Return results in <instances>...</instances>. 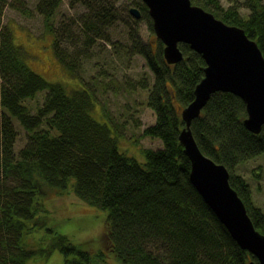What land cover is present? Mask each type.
<instances>
[{
    "label": "trees",
    "instance_id": "trees-1",
    "mask_svg": "<svg viewBox=\"0 0 264 264\" xmlns=\"http://www.w3.org/2000/svg\"><path fill=\"white\" fill-rule=\"evenodd\" d=\"M76 1L85 6L79 18L58 26L53 16L63 0H39L36 8L44 15L45 30L55 34L56 56L72 75L84 81L81 58L92 56L98 40H110L109 29L120 18L119 0H71L72 6ZM192 2L243 27L264 54V0H244L248 13L241 11L240 0H229L227 6L221 0ZM134 5L141 11L134 21L145 20L156 35L154 49L138 28L130 25L131 43L126 45V52L146 57L154 74L152 84L148 77L138 81L148 90L146 102L156 115L142 135L163 142L158 148L138 145L144 162L120 148L124 122L113 121L106 112L115 134L108 122L92 115L93 89L87 85L69 89L30 67L28 51L14 42L4 14L7 6L28 16L34 11L26 0H0V264H29L39 253L49 255L57 248L64 252L66 264H89L91 253L86 244L67 235L54 234L47 246L24 241L26 230L54 229L37 215L47 206L40 196L54 189H69L107 211L103 238L123 264L258 262L234 239L192 182L191 160L179 138L185 125L182 108L194 99L206 60L188 43L180 42L183 59L168 63L148 6L142 0H135ZM75 22L78 29L73 31ZM44 89L45 98L32 111L27 101ZM246 116L241 96L216 91L191 128L203 153L227 167L231 185L264 233V209L254 201L251 183L237 170L240 163L264 155V126L260 133L252 132L244 124ZM15 119L28 132L27 142L18 151L14 148L18 134Z\"/></svg>",
    "mask_w": 264,
    "mask_h": 264
},
{
    "label": "rangeland",
    "instance_id": "rangeland-1",
    "mask_svg": "<svg viewBox=\"0 0 264 264\" xmlns=\"http://www.w3.org/2000/svg\"><path fill=\"white\" fill-rule=\"evenodd\" d=\"M38 1L26 0L34 11L31 16L8 6L4 14V23L9 25L14 42L28 51V64L49 81H60L69 89L82 88L86 85L93 89L95 106L91 110L92 115L102 122H108L115 134L114 124L108 119L106 112L113 121L118 120L121 124L124 122L125 126L121 127L125 136L119 135V146L128 154L144 162L145 155L138 145L158 148L163 145V142L160 138L142 135L143 129L154 123L156 115L146 102L148 90L142 88L138 81L142 77H148L152 84L154 74L146 57L140 53L126 52V45L131 43L130 25L138 28L142 38L149 41L154 49L156 35L150 32L145 20L134 21L136 17L131 14L130 7L134 5L135 0L117 2L120 18L109 29L110 40H98L92 47V56L81 58L84 81L72 75L56 56L55 34L53 31L45 30L44 15L36 8ZM221 1L225 6L229 5V0ZM243 2L244 0H240V9L243 13H248L249 10ZM84 8L80 1H76L72 6L71 0H63L54 13L53 21L57 26L63 21L72 22L79 18ZM73 27V31L77 30L78 23L75 22ZM100 68L104 69V72H100ZM93 74L95 77H92ZM46 93V89L40 90L35 98L27 101L32 111L36 110ZM15 126L18 134L14 148L18 151L27 142L28 132L17 119H15ZM124 146L133 151H127ZM237 170L251 183L254 201L264 209V155L240 163ZM40 197L45 200L47 206L46 210L38 212L37 215L46 219L48 225L54 229L51 231L50 227L46 230L37 227L32 233L26 230L24 241L27 244L47 246L54 234L61 233L76 243L86 244L91 253L89 264H123L103 238L106 230V210L85 202L69 189H54L45 197ZM29 223L32 224L33 221ZM28 263L66 264L64 252L58 248L49 255L39 253Z\"/></svg>",
    "mask_w": 264,
    "mask_h": 264
},
{
    "label": "water",
    "instance_id": "water-1",
    "mask_svg": "<svg viewBox=\"0 0 264 264\" xmlns=\"http://www.w3.org/2000/svg\"><path fill=\"white\" fill-rule=\"evenodd\" d=\"M157 36L164 42L168 63L183 59L180 42L188 43L206 60L205 74L194 99L182 108L185 125L179 138L191 160L190 178L239 245L264 264V233L254 224L243 199L230 183L227 167L203 153L191 125L216 91H231L246 102L245 126L260 133L264 126V54L246 30L229 24L192 0H142ZM136 18L141 11L133 5Z\"/></svg>",
    "mask_w": 264,
    "mask_h": 264
}]
</instances>
